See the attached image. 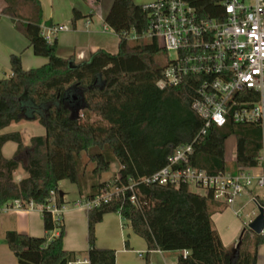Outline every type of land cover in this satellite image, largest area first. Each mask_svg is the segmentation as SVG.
Wrapping results in <instances>:
<instances>
[{"label": "trees", "instance_id": "trees-1", "mask_svg": "<svg viewBox=\"0 0 264 264\" xmlns=\"http://www.w3.org/2000/svg\"><path fill=\"white\" fill-rule=\"evenodd\" d=\"M1 13L28 42L36 57L46 59L37 68L24 70L21 56H9L10 75L0 79V209L20 201L41 207L43 237L6 231L4 243L18 264H76L78 253L63 247L64 226L55 224L46 207L64 205L58 184H77L82 174L84 153L94 165L93 177L107 173L112 164L118 170L113 178L149 177L166 164L168 156L183 145H192L188 165L216 175L227 171L225 141L235 138L237 169L257 166L261 133L256 125L210 126L204 135L202 119L191 109L199 78L186 77L177 87L160 89L165 51L150 43L128 41L133 31L148 30L149 17L133 0H113L104 24L118 36L117 52L96 50L81 63L73 55H57L56 40L41 35L42 8L39 0H0ZM200 16L213 18L215 0H188ZM83 18L73 9L72 20ZM37 122L44 134L30 138L24 146L18 132L1 133L12 123ZM12 142V157L2 155V147ZM22 167L26 177L18 182L14 173ZM104 182L93 181L86 199L93 198ZM141 209L122 200L101 204L87 212L86 260L88 264H115V252L97 249L94 228L105 214H119L133 234L150 251H187L175 264H256L258 247L264 237L247 226L240 232L235 248L222 244L211 220L210 193L199 195L186 185L140 187ZM58 230L56 237L48 235Z\"/></svg>", "mask_w": 264, "mask_h": 264}, {"label": "built area", "instance_id": "built-area-1", "mask_svg": "<svg viewBox=\"0 0 264 264\" xmlns=\"http://www.w3.org/2000/svg\"><path fill=\"white\" fill-rule=\"evenodd\" d=\"M142 8L149 17L148 30L143 34L131 31L127 40H155L166 54L175 53V59L165 62L157 86L177 87L186 77H198L191 109L204 122L200 135L210 126L222 127L227 121L256 125L261 133L257 166L237 169L235 174L226 171L211 175L188 165L192 145H183L151 176L105 182L93 198L75 206L88 212L101 204L122 200L140 210L142 185H193L210 193L221 209L232 207L243 194L254 193L251 201L256 208H263L264 217V0H215L213 18L200 16L188 0H154ZM66 30L64 26L44 28L41 35L51 42L54 34ZM13 203L20 206L18 200ZM62 206L55 205L51 194L46 209L55 224L61 221ZM260 236L264 237V225ZM187 255V251H181L183 258Z\"/></svg>", "mask_w": 264, "mask_h": 264}, {"label": "crops", "instance_id": "crops-1", "mask_svg": "<svg viewBox=\"0 0 264 264\" xmlns=\"http://www.w3.org/2000/svg\"><path fill=\"white\" fill-rule=\"evenodd\" d=\"M113 0H39L42 8L44 28H67L53 35L52 40L58 43L57 55L67 58L71 55L75 63L86 61L96 50L116 53L118 36L104 24V17ZM154 0H133L136 5H145ZM3 8V7H2ZM1 8V9H2ZM0 9V71L4 77L10 75L9 56H21V66L24 70L44 65L45 58L36 57L28 47V42L13 26L10 18L1 13ZM77 10L83 18L73 21L72 10ZM37 122L20 121L12 123L1 133L18 132L24 146L29 145L30 138L41 136L43 131L37 127ZM39 135H35V134ZM16 144L6 143L2 147L5 158L13 156ZM227 151L225 149V161ZM26 174L20 166L14 173L15 182L25 178ZM102 180H100L101 182ZM59 189V186H58ZM63 193L65 205L60 210L61 221L64 226L63 247L66 251L80 254L76 264H88L86 260L87 244V211L82 207L66 206L67 193ZM88 189L80 192L82 197L77 202L86 199ZM254 193L241 195L230 208L221 209L218 204L211 206L214 228L217 231L223 246L231 251L235 248L244 223L238 217L250 203L255 207L256 213L251 211L245 214L248 223L257 215V208L251 201ZM83 199V200H82ZM10 207L0 209V264H18L13 253L4 243L6 231H16L32 237H43V222L41 207L32 204L25 208L11 203ZM240 210L236 215L235 211ZM229 212V213H228ZM252 216V218H251ZM95 246L97 249H110L115 252V264H146L145 256L147 246L144 240L132 233L127 222L119 214L110 213L102 217L100 223L94 228ZM57 231L48 236L56 237ZM181 256V251L162 252L150 251L148 264H175ZM256 264H264V244L258 247Z\"/></svg>", "mask_w": 264, "mask_h": 264}, {"label": "rangeland", "instance_id": "rangeland-1", "mask_svg": "<svg viewBox=\"0 0 264 264\" xmlns=\"http://www.w3.org/2000/svg\"><path fill=\"white\" fill-rule=\"evenodd\" d=\"M3 7V2L0 1V9ZM43 19V18H42ZM147 42V40L145 41ZM163 62H166L167 60H173L175 59V53L174 52H169L163 57ZM4 78L0 71V79ZM38 128H40L43 131V127L38 124ZM35 135H39L38 133ZM235 138L233 136L229 137L225 143V149L227 151L226 154V163H227V172L231 174H235L237 172V168L235 165ZM81 166H82V174L79 176V181L77 184H71L70 182L64 180L61 181L58 186H59V191L60 192H66L67 193V202L66 206L68 207H74L75 203H77L78 200H80L82 197H80V192L83 190L88 189V194L90 190V185L91 182L93 181H99L102 180L101 182H111L118 170L117 164H112L110 170L107 173L102 174L99 178L93 177L92 170L94 168V165L88 161L87 156L82 153L81 157ZM254 173H257V170H253ZM188 190L192 193L203 195L205 194V191L203 189H198L193 185L188 186ZM87 194V195H88ZM83 200V199H82ZM65 205V204H64ZM251 211H254V214L256 213L255 207L250 203L248 206H246L243 210V212L240 213V216L238 219L240 220V223H244V226L248 225V219L245 217V214H250ZM229 213V212H228ZM61 218V216H59ZM252 218V216H251ZM243 226V227H244ZM58 232V230H56Z\"/></svg>", "mask_w": 264, "mask_h": 264}, {"label": "water", "instance_id": "water-1", "mask_svg": "<svg viewBox=\"0 0 264 264\" xmlns=\"http://www.w3.org/2000/svg\"><path fill=\"white\" fill-rule=\"evenodd\" d=\"M59 197H63V193L59 191ZM264 225L263 208H257V215L248 223L247 228L255 235H260ZM237 247V245H236Z\"/></svg>", "mask_w": 264, "mask_h": 264}]
</instances>
